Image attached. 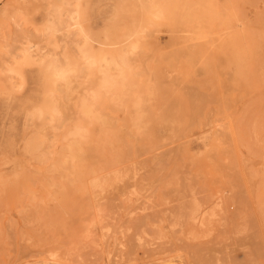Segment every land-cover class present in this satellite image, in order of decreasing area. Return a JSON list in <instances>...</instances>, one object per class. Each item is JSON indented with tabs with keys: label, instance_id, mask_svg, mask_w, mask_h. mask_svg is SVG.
Masks as SVG:
<instances>
[{
	"label": "rangeland",
	"instance_id": "obj_1",
	"mask_svg": "<svg viewBox=\"0 0 264 264\" xmlns=\"http://www.w3.org/2000/svg\"><path fill=\"white\" fill-rule=\"evenodd\" d=\"M263 15L0 0V264H264Z\"/></svg>",
	"mask_w": 264,
	"mask_h": 264
},
{
	"label": "bare ground",
	"instance_id": "obj_2",
	"mask_svg": "<svg viewBox=\"0 0 264 264\" xmlns=\"http://www.w3.org/2000/svg\"><path fill=\"white\" fill-rule=\"evenodd\" d=\"M62 4H63V3H62ZM263 16H264V15H263ZM157 26H158V25H157ZM17 27H18V26H17ZM163 30H164V29H163ZM58 32H59V31H58ZM163 32H164V31H163ZM167 42H168V41H167ZM141 44H143V43H141ZM196 44H197V43H196ZM193 45H194V44H193ZM197 45H198V44H197ZM191 46H192V45H191ZM140 49H141V47H140ZM151 49H152V48H151ZM191 49H192V48H191ZM240 49H241V48H240ZM240 49H239V50H240ZM192 50H193V49H192ZM84 51H86V50H84ZM81 52H83V50H82ZM87 52H88V51H87ZM151 52H152V51H151ZM180 52H181V51H180ZM187 53H188V52H187ZM239 53H240V52H239ZM46 54H47V53H46ZM140 54H141V53H140ZM83 55H84V54H83ZM166 55H167V54H166ZM166 55H165V56H166ZM165 56H164V57H165ZM170 56H172V54L169 53L168 57H170ZM179 56H180V53H179ZM80 57H81V56H80ZM93 57H94V56H93ZM145 57H146V56H145ZM152 57H153V56H152ZM59 58H60V57H59ZM141 58H142V57H141ZM127 59H128V58H127ZM127 59H126V60H127ZM175 59H176V58H175ZM129 60H130V59H128V61H129ZM52 61H53V60H52ZM130 61H132V60H130ZM61 62H62V61H61ZM132 62H135V60L132 61ZM136 62H137V61H136ZM36 63H37V62H36ZM51 63H52V62H51ZM57 63H58V62H57ZM88 63H89V62H88ZM91 63H92V62H91ZM127 63L130 64L131 62H127ZM142 63H143V62H142ZM59 64H60V63H59ZM135 64H137V63H135ZM111 65H112V64H111ZM124 65H125V64H124ZM131 65H132V64H131ZM137 65H138V64H137ZM137 65H135V66H137ZM64 66H65V65H64ZM81 66H82V65H81ZM125 66H128V67H129V65H125ZM138 66H139V65H138ZM92 67H93V66H92ZM92 67H89V65H88V66L85 67V68H90V69H91ZM140 68H141V67H140ZM52 69H53V68H52ZM92 69H93V68H92ZM200 69H201V68H200ZM69 70H70V69H69ZM133 70H134V69H133ZM201 70H202V69H201ZM140 71H141V70H140ZM66 72H67V71H66ZM77 72H79V71H77ZM86 72H88V71L86 70ZM119 72H120V70H119ZM147 72H148V71H147ZM50 73H51V72H50ZM57 73H58V72H57ZM140 73H142V72H140ZM140 73L137 72L138 75H139ZM55 74H56V73H55ZM47 75H48V74H47ZM72 75H73V74H72ZM101 75H102V74H101ZM104 75H105V74H104ZM138 75H137V76H138ZM0 76H1V75H0ZM53 76H55V75H53ZM86 76H88V75H86ZM114 76H115V75H114ZM114 76H113V77H114ZM135 76H136V75H135ZM56 77H57V76H56ZM68 77H69V76H68ZM78 77H79V76H78ZM78 77H77V78H78ZM111 77H112V76H111ZM104 78H105V76H104ZM65 79H66V78H65ZM65 79H64V80H65ZM67 79H68V78H67ZM74 79H76V77H75ZM84 79H85V78H84ZM51 80H53V79H51ZM70 80H71V79L69 78L68 81H69V82H72V80H71V81H70ZM101 80H102V79H101ZM101 80H99V81H101ZM105 80H107V79H105ZM123 80H124V79H123ZM123 80H121V81H123ZM133 80H134V79H133ZM4 81H5V80H4ZM75 81L77 82V79H76ZM0 82H1V81H0ZM56 82H57V81H56ZM73 82H74V81H73ZM78 82H79V81H78ZM78 82H77V83H78ZM80 82H81V81H80ZM87 82H89V81H87ZM16 83H17V82H16ZM54 83H55V82H54ZM83 83H84V82H83ZM116 83H117V82H116ZM134 83H135V82H134ZM49 84H50V83H49ZM59 84H60V83H59ZM73 84H74V83H73ZM102 84H103V83H102ZM121 84H123V83L121 82ZM71 85H72V83H71ZM111 85H112V84H111ZM69 86H70V85H69ZM98 86H100V85H98ZM116 86H117V85H116ZM131 86H134V87H135V84H134V85H131ZM48 87H49V86H48ZM75 87H76V86H75ZM79 87H80V84H79L78 88H79ZM105 87H106V86H105ZM112 87H114V86L112 85ZM122 87H123V86H122ZM134 87H132V88H134ZM49 88H50V87H49ZM80 88H81V87H80ZM130 88H131V87H130ZM65 90H66V88H65ZM123 90H124V89H123ZM60 91H61V90H60ZM63 91H64V90H63ZM67 91H68V89H67ZM67 91H65V92L68 94L70 90H69L68 92H67ZM127 91H128V90H127ZM90 92H91V91H90ZM195 92H196V91H195ZM63 93H64V92H63ZM66 93H65V94H66ZM74 93H75V91H73L72 94H71V92H70V93L68 94V98H69V96H70V97L73 96ZM85 93H86V92H85ZM199 93H200V92H199ZM65 94H64L63 96H66ZM88 94L93 95V93H89V92H88ZM75 95L78 96V94H75ZM94 95H95V93H94ZM83 96H84V94H83ZM206 96H207V95H206ZM92 97L94 98L95 96H92ZM116 97H119V96H116ZM192 97H194V93H193V96H192ZM68 98H67V99H68ZM71 98H72V97H71ZM83 98L85 99V98H87V97H83ZM93 98H92V99H93ZM121 99H122V97H121ZM54 100H55V99H54ZM58 100H59V99H58ZM69 100H70V99H69ZM72 100H73V98H72ZM110 100H111V99H110ZM190 100H191V99H190ZM207 100H208V98H207ZM254 100H255V99H254ZM86 101H87V100H86ZM113 101H114V100H113ZM82 102H85V100H83V101L81 100V103H80L81 106L83 105ZM91 102H92V101H91ZM93 102H94V100H93ZM93 102H92V103H93ZM78 103H79V101H78ZM192 103H193V102H192ZM201 103H203V102H201ZM109 104H110V103H109ZM193 104H195V103H193ZM203 104H204V103H203ZM61 105H62V104H61ZM64 105H67V104H65V102H64ZM93 105H96V103L93 104ZM198 105H199V104H198ZM67 106L69 107V104H68ZM83 106H84V105H83ZM60 107H61V106H60ZM68 107H67V108H68ZM94 107H95V106H94ZM204 107H205V106H204ZM61 108H62V107H61ZM84 108H85V106H84ZM84 108H82V109H84ZM86 108H87V106H86ZM111 108H112V107H111ZM111 108H110V109H111ZM200 108H201V107H200ZM254 108H255V107H254ZM254 108H253V109H254ZM108 109H109V108H108ZM38 110H39V109H38ZM198 110H200V109H198ZM44 111H45V110H43V112H44ZM61 111H62V110H61ZM76 111H77V110H76ZM111 111H112V110H111ZM72 112H73V111H71L69 114H71ZM117 112H119V111H117ZM88 113H89V112H88ZM88 113H87V114H88ZM114 113H115V112H114ZM199 113H200V112H199ZM199 113H198V114H199ZM201 113H202V112H201ZM44 114H47V113L45 112ZM44 114H43V116H44ZM73 114H74V113H73ZM76 114H77V113H76ZM80 114L83 115L84 113H81V112H80ZM87 114H86V115H87ZM94 114H96V113H94ZM108 114H109V113H108ZM198 114H196V115H198ZM88 115H90V114H88ZM88 115H87V118L89 117ZM98 115H99V114H98ZM39 116H40V115H39ZM67 116H68V115H67ZM74 116H75V115H74ZM83 116H85V114H84ZM90 116H91V115H90ZM92 116H93V119H94L95 116H94V115H92ZM103 116H104V117H103ZM103 116H102V117L105 118V115H104V114H103ZM85 117H86V116H85ZM97 117H98V119H100L99 116H97ZM102 117H101V118H102ZM41 118H44V117H42V115H41ZM71 118H73V117H71ZM65 119H66V117H65ZM95 119H96V118H95ZM105 119H106V118H105ZM30 120H31V119H30ZM69 120H70V119H69ZM88 120H89V119H88ZM256 120H257V119H256ZM256 120H255V121H256ZM70 121H71V120H70ZM96 121L98 122V120H96ZM106 121H107V120H106ZM106 121H103V120H102V122H106ZM100 122H101V120H100ZM116 122H117V121H116ZM106 123H108V122H106ZM110 123H111V122H109L108 124H110ZM112 123H113V122H112ZM89 124H90V123H89ZM102 124H103V123H102ZM108 124H107V125H108ZM253 124H254V123H253ZM103 125H106V124H103ZM123 125H124V124H123ZM251 125H252V124H251ZM112 126H113V125H112ZM29 127H30V126H29ZM45 127H46V126H45ZM113 127H114V126H113ZM122 127H124V126H122ZM252 127H253V126H252ZM261 127H263V126H261ZM46 128H47V127H46ZM117 129H118V128H117ZM117 129H116V130H117ZM119 129H120V128H119ZM116 130L113 132V134L116 133ZM45 131H47V130L45 129ZM112 131H113V130H112ZM120 131H121V130H120ZM219 131H220V130H219ZM29 132H30V131H29ZM84 132H85V131H84ZM105 133H106V132H105ZM111 133H112V132H111ZM124 133H125V132H124ZM253 133H254V132H253ZM76 134H77V133H76ZM76 134H75V135H76ZM43 135H44V134H43ZM109 135H111L112 138H116V136H114L115 134H114L113 136H112V134H109ZM79 136H80V135H79ZM117 136H118V135H117ZM123 136H124V135H123ZM227 136H228V135H227ZM105 137H107V136H105ZM49 138H50V137H49ZM80 138H81V137H80ZM112 138L109 137V140H110V139L112 140ZM117 138L119 139V137H117ZM117 138H116V139H117ZM122 138H123V137H122ZM99 139H101V138H99ZM254 139H255V138H254ZM114 141H116V140H114ZM124 141H125V140H123V141L121 142V140H120V141L117 140L116 142H117V144L120 142V143H122V144L124 143V145H125V142H124ZM49 142H50V141H49ZM74 142H76V140H73V141H72L73 144H74ZM116 142H115V143H116ZM72 143H71V145H73ZM77 143H78V142H77ZM225 143H226V142H225ZM69 144H70V143H69ZM95 144H96V143H95ZM95 144H94V146H95V149H96V146H97V145H95ZM103 144H104V143H103ZM103 144H102V145H103ZM111 144H112V143H111ZM113 144H114V143H113ZM98 145H99L98 147L100 148V147H101L100 144H98ZM166 145H167V144H166ZM119 146H121V145H119ZM127 146H128V145H127ZM130 146H131V145H130ZM98 147H97V148H98ZM104 147L106 148L105 144H104ZM109 147H110V145H109ZM131 147H132V146H131ZM135 147H136V146H135ZM143 147H144V146H142V148H143ZM75 148H76V147H75ZM105 148H104L103 151H102V150H101V151L104 152V151H105ZM123 148H124V147H123ZM126 148H127V147H126ZM87 149H88V148H86V150H87ZM106 149H107V148H106ZM128 149L130 150V147H128ZM136 149H137V148H136ZM138 149H139V148H138ZM143 149H144V148H143ZM172 149H173V148H172ZM175 149H176V148H175ZM175 149L172 150L173 153L175 152ZM96 150H98V149H96ZM99 150H100V149H99ZM99 150H98V152L95 151V153H96V152L99 153ZM113 150H114V149H113ZM141 150H142V149H141ZM82 151H83V150H82ZM136 151H137V150H136ZM145 151H147V150H145ZM170 151H171V150H170ZM172 151H171V152H172ZM80 152H81V151H80ZM88 152H89V151H88ZM114 152L116 153V151H114ZM114 152H113V153H114ZM129 152H131V150H130ZM139 152H141L142 155H143V152H142V151H139ZM90 153H91V152H89V154H90ZM107 153H108V152H107ZM125 153H126V152H125ZM141 153H140V155H141ZM178 153H179V152H177L176 154H173V155H178V156H179L180 153H179V154H178ZM228 153H229V152H228ZM232 153H233V152H232ZM93 154H94V153H93ZM105 154H106V152H104V155H103V156H105ZM118 154H120V153H117V156H118ZM168 154H170V153H168ZM209 154H210V153H209ZM214 154H215V153H214ZM216 154H217V153H216ZM229 154H230V153H229ZM77 155H79V154H77ZM80 155L82 156V154H80ZM112 155H114V154H111L110 157H111ZM126 155L128 156V154H126ZM171 155H172V153H171ZM210 155H211V156H214L213 154H210ZM222 155H223V153H222ZM230 155H232V154H230ZM233 155H234V154H233ZM93 156H94V155H93ZM97 156H98V154H97ZM106 156H109V155L107 154ZM106 156H105V157H106ZM119 156H120V155H119ZM138 156H139V155H138ZM211 156H210V157H211ZM105 157H104V158H105ZM110 157L107 158L108 160L106 159L107 162H109V158H110ZM113 157L115 158V155H114ZM131 157H132V156H131ZM167 157L169 158V155H167ZM172 157H174V156H172ZM223 157H224V156H223ZM227 157H228V156H227ZM231 157L233 158V156H231ZM114 158H110V159L112 160V159H114ZM120 158H121V157H120ZM128 158H129V157H128ZM208 158H209V157H208ZM211 158H212V157H211ZM213 158H214V157H213ZM224 158H225V157H224ZM232 158H231V160H232ZM95 159H96V158H95ZM97 159H98V157H97ZM97 159H96V161H98ZM117 159H118V158H116V159H114V160H117ZM180 159H181V158H180ZM180 159H179V157H178V160H180ZM101 160H102V159H101ZM114 160H113V161H114ZM129 160H131V159H129ZM129 160H128V161H129ZM161 160L163 161V159H160V161H161ZM171 160H173V158H171ZM119 161H120V160H119ZM119 161H118V162H119ZM123 161H124V159H123ZM164 161H165V160H164ZM212 161H216V159H215V160H214V159H213V160L211 159V162H212ZM94 162H95V161H94ZM94 162H93V163H94ZM115 162H116V161H114L113 164H114ZM209 162H210V161H209ZM211 162H210V163H211ZM223 162H224V161H223ZM95 163H98V162H95ZM95 163H94V164H95ZM119 163H120V162H119ZM121 163H122V162H121ZM124 163H125V162H124ZM161 163H162V164H161ZM161 163H160V165L163 167V162H161ZM221 163H222V162L219 161V164H220V165H221ZM90 164H91V163H90ZM98 164H99V163H98ZM181 164H182V163H181ZM222 164H223V163H222ZM115 165L117 166L118 164L115 163V164H114V167H115ZM227 165H228V164H227ZM95 166H96V165H95ZM110 166H112V164H110ZM130 166H131V165H130ZM136 166H137V164H136ZM93 167H94V166H93ZM164 167H165V165H164ZM99 168H102L101 165L99 166ZM166 168H167V167H166ZM166 168H165V169H166ZM95 169H96V168H95ZM97 169H98V168H97ZM127 169H128V168H127ZM129 169H130V168H129ZM174 169H175V168H174ZM124 170H125V169H124ZM30 171H31V170H30ZM93 171H94V170H93ZM102 171H103V169H102ZM173 171H174V170H173ZM216 171H217V170H216ZM248 171H249V169H248ZM174 172H176V171H174ZM174 172H173V173H174ZM97 173H99V169H98ZM173 173H172V174H173ZM179 173H180V172H179ZM230 173H231V172H230ZM234 173H235V172H234ZM129 174H130V173H129ZM231 174H232V173H231ZM168 175H169V174H168ZM199 175H200V174H199ZM233 175H234V174L231 175V178H232ZM236 175H238V174H236ZM122 176H123V175H122ZM179 176H180V175H179ZM202 177H203V176H202ZM224 177H225V174H224ZM239 177H240V175H239L237 178L239 179ZM226 178H227V177H226ZM229 178H230V177H229ZM237 178H234V179H237ZM166 179H167V178H166ZM202 179H203V178H202ZM234 179H233V182H235V183H236V181L239 182L238 179L235 180V181H234ZM124 180H125V179H124ZM216 180H218V179H216ZM226 180H227V179H226ZM240 180H241V178H240ZM213 181H214V180H213ZM227 181H228V180H227ZM183 182H184V180H183ZM183 182H181V183H183ZM215 182H216V181H215ZM229 182H230V181H229ZM240 182H242V181H240ZM240 182H239V183H240ZM254 182H255V181H254ZM118 183H119V181H118ZM216 183H217V182H216ZM226 184H227V183H226ZM228 184H229V183H228ZM228 184H227V187L229 186ZM230 184H231V183H230ZM236 184H238V183H236ZM248 184H249V183H248ZM213 185H214V184H213ZM231 185H232V184H231ZM242 185H243V184H242ZM182 187H183V186H182ZM182 187H181V188H182ZM220 187H221V186H220ZM240 187H241V186H240ZM181 188H180V189H181ZM237 188H239V186H238ZM243 188H244V187H243ZM250 189H251V188H250ZM121 190H123V189H121ZM177 190H178V189H177ZM182 190H183V189H182ZM123 191H124V190H123ZM164 191H165V190H164ZM175 191H176V190H175ZM238 191H241V190L239 189ZM251 191H252V189H251ZM240 193H241V192H240ZM252 194H253V192H252ZM253 196H254V195H253ZM248 203H249V202H248ZM249 207H250V205H249ZM250 208H251V207H250ZM0 209H1V208H0Z\"/></svg>",
	"mask_w": 264,
	"mask_h": 264
}]
</instances>
